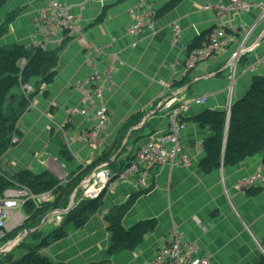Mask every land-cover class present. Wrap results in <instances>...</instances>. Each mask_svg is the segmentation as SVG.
<instances>
[{
  "label": "crops",
  "instance_id": "crops-1",
  "mask_svg": "<svg viewBox=\"0 0 264 264\" xmlns=\"http://www.w3.org/2000/svg\"><path fill=\"white\" fill-rule=\"evenodd\" d=\"M49 1L26 0L25 15L15 21L16 25H10L8 42L0 46L20 44L31 48L43 42L47 51H58L54 82H30L34 86L32 106H27L16 124L21 133L20 143L9 148L3 157L8 160V170L15 175L10 177L15 185L16 176L23 171L47 172L59 182L75 185L73 193H80L81 182L92 171L105 168L112 174L121 172L141 146L166 130L168 116L178 106L169 105L173 97L183 102L199 97L206 100L200 105L189 104L182 115L186 127L180 143L190 159L188 166L155 169L145 177L147 189H140L135 183L114 184L104 193L98 211L89 216L84 227H70L67 237L55 243L57 253L46 257L64 264H143L156 254L175 228L183 241L198 246L199 255L209 258L208 264H258L264 256V188L246 195L236 191L235 184L256 172L264 174L263 152L236 166H221L204 173L199 163L205 155L203 143L211 134L193 119L205 111H226L229 103L232 105L245 95L253 77L264 76V65L247 70L250 63L264 56V23L247 41V51L240 56L236 68L234 91L229 96L233 46L192 70L183 69L188 47L198 38L205 42L215 25L214 12L204 10L203 6L219 0H59L78 19L86 41L84 48L62 33L50 37L53 27L41 26L37 21ZM172 2L175 6L165 11V6ZM136 6L154 14V28L132 38L126 34L131 25L128 11ZM257 16L258 11L252 10L237 22L249 26ZM99 18L102 20L98 22ZM39 26L41 32L36 31ZM93 48L103 53L95 58L99 70L108 65L111 55L121 62L112 77V87L103 92L102 101L110 117L100 136L93 134L92 113H78L82 94L74 85L88 76L85 63ZM159 82H171V86L165 89ZM73 135L81 139L75 142ZM84 166L90 169L84 171ZM132 198L134 202L122 220L123 226L129 228L148 219H156L158 225L134 251L108 256L110 236L105 217ZM64 213H47L41 221L43 225L36 228L48 234Z\"/></svg>",
  "mask_w": 264,
  "mask_h": 264
},
{
  "label": "built area",
  "instance_id": "built-area-1",
  "mask_svg": "<svg viewBox=\"0 0 264 264\" xmlns=\"http://www.w3.org/2000/svg\"><path fill=\"white\" fill-rule=\"evenodd\" d=\"M227 1V2H225ZM204 10L213 11L215 25L208 33L206 41L199 47L188 52L183 63L184 71L194 69L198 64L203 63L210 58L218 55L224 49L233 46L234 50L231 53L229 63V96L234 91L236 80V68L240 56L247 51L246 44L254 30L259 24L264 23V0L257 3H249L245 0H219L216 4H206ZM258 11V16L254 23L247 26L241 22H237L238 18L251 12ZM47 14L44 16L45 24L52 26L54 31L50 32L52 37L56 33H62L65 38L74 39L82 48L85 47V38L79 28L78 19L72 17L68 12L66 4L59 0L49 1ZM131 25L128 27L126 34L132 38H137L145 30L152 31L154 28V14L151 11L144 10L142 6H136L129 11ZM41 22V19H40ZM42 26V22H41ZM39 27L38 32L42 31ZM177 36V35H175ZM35 47H40L46 50L45 44L39 42ZM87 55L85 66L89 69V74L85 79L75 82V88L82 94V108L78 113L86 116L92 113L94 121L93 134L100 136L103 134L109 123V111L103 103V92L112 87V77L117 70V64L121 65L116 55L110 56V62L103 69L99 70L95 58L100 56L102 50L99 48L91 49ZM264 65V56L254 60L247 66L248 71H254L258 66ZM159 85L165 89L171 86V82H159ZM22 95L28 100L34 93L31 84H23L20 86ZM206 98H192L188 101H182L173 97L169 105L178 104L168 116V124L166 130L152 139L145 145L141 146L133 156L131 162L119 173L112 174L108 169L99 168L90 173L87 179L81 182V191L78 196L74 195L73 205L66 209L65 213L75 207L83 200H96L105 192L116 184H137L140 189L148 188L146 178L154 172L155 169L163 166H188L189 157L186 155L181 146V135L186 127L183 122V113L189 104H204ZM29 108L32 106V101L28 100ZM231 104H228L226 109L227 118L229 117ZM80 136L73 135L72 140H80ZM20 143L18 134L12 135L10 146L14 147ZM86 166L83 167V170ZM60 185L66 184V181H60ZM264 188V174L256 172L245 178L238 180L235 184V189L238 192L245 193L247 190ZM77 196V197H76ZM54 200L52 191H47L40 194H34L26 186L16 184L14 188L3 192L0 196V239L5 237V231L10 227L3 225V220L11 218L16 225L15 216L20 214V209L24 208L26 203H31L35 208L51 203ZM58 210H55L57 212ZM52 212V213H55ZM64 213V214H65ZM63 217L60 218V222ZM20 222V220L18 221ZM17 222V223H18ZM13 224V225H14ZM2 225L4 227H2ZM12 225V226H13ZM5 229V230H4ZM205 231L204 227H201ZM6 231V232H7ZM259 246V244H258ZM262 251L261 247L259 246ZM209 258L199 255V248L181 239V234L177 229L170 230L169 239L156 251V254L146 259L143 264H208Z\"/></svg>",
  "mask_w": 264,
  "mask_h": 264
},
{
  "label": "trees",
  "instance_id": "trees-1",
  "mask_svg": "<svg viewBox=\"0 0 264 264\" xmlns=\"http://www.w3.org/2000/svg\"><path fill=\"white\" fill-rule=\"evenodd\" d=\"M6 2L7 0H0V10ZM175 2L165 6L164 10L172 9ZM101 20L99 18L98 22ZM5 29L6 26L0 28V36L4 34ZM203 43L202 38H198L188 47V51L199 48ZM57 64L58 51L55 50L47 51L33 46L27 48L20 44H11L0 48V162L9 149L12 135L14 133L18 136L21 135L16 130V124L27 109L28 100H31V96L27 100L22 94L20 95V86L35 79H39L46 85L53 83L57 76ZM193 121L201 128L209 129L211 134L203 143L205 155L199 163V167L204 173L213 172L221 166H236L261 151L263 152L262 166L264 168V76L252 78L245 95L231 105L228 118L226 111H205L196 116ZM84 173H80L77 179L79 180ZM16 178L18 184L26 186L34 194L47 191H52L54 194V200L51 203L39 208H35L31 203L25 204L24 210L28 215L25 224L32 223V227L22 229L24 232L38 227L47 213L54 210L66 211L68 208L75 185H60V182L47 172L31 174L28 171H23ZM14 185L15 183L9 176L0 172V196L5 190L14 188ZM257 189L247 190L245 193L252 195ZM76 195L78 196V193ZM103 195L96 200H83L65 213L60 226L45 234L35 248H28L18 264H64L52 262L49 258L40 255L38 251L47 248L53 242L66 238V229L70 227L73 229L83 228L89 216L98 211ZM133 202L134 198L125 205L112 209L105 217L110 236L108 256L124 251H134L143 242L144 237L152 233L158 225L156 219H148L138 221L129 228H125L122 220ZM18 233L16 232L15 236ZM36 233L38 232L34 231L28 236H35ZM35 239H39V237ZM258 264H264V256L260 257Z\"/></svg>",
  "mask_w": 264,
  "mask_h": 264
},
{
  "label": "rangeland",
  "instance_id": "rangeland-1",
  "mask_svg": "<svg viewBox=\"0 0 264 264\" xmlns=\"http://www.w3.org/2000/svg\"><path fill=\"white\" fill-rule=\"evenodd\" d=\"M26 5H27L26 0H7L5 6L0 10V28H2L3 26H6L4 34L2 36H0V46L2 43L8 42L9 27L12 23H14V25H16L17 22H15V21H18L17 19L22 18L25 15L24 13H25V6ZM47 12L48 11H45L44 13L40 14V16L37 20L40 22V19H41L42 26H47L45 24L46 21H44V18H45L44 16H46ZM37 29H36V31L38 32ZM7 45H9V44H7ZM27 84H30V83H27ZM33 89H34V86H33ZM21 94L22 93L20 90V95ZM7 190H10V189H7ZM7 190H5V191H7ZM20 210H21L20 211L21 216L19 214H17L15 216V219H17L16 225L12 222L9 223V221H12V219L10 217L3 220V223H4L3 225H6V227L10 226V229L7 227L9 230L8 231L6 230L7 232L5 231V238L3 237V239L0 240V248L4 244H6L8 241H10V240L12 241L18 235L23 234L24 231L22 229H25V228L28 229L29 227H32V223L31 224H25V221L28 218V215L25 212L24 208H21ZM52 212H55V210ZM19 220H20V222H18ZM58 221L60 222V218H58ZM55 222L57 223L56 219H55ZM55 222H54V224H55ZM59 222L57 223L56 227L60 226ZM43 223L44 222L40 223L41 226L43 225ZM24 224H25V226L23 227ZM3 225H2V227H4ZM69 229H66L67 233H68ZM50 230H51V228H50ZM35 231L38 232L35 235L36 237L35 236L29 237L27 235L25 237L24 241L23 240L18 241L15 239L14 241L11 242V244L6 248L5 251L0 252V264H18L19 262H21L22 256H23V254H25V251H27L28 248H35V246L40 242V239L46 234V232L43 231V229L41 230L42 233H41L39 228H37ZM16 232H19V233L15 236ZM38 237H39V239H35ZM56 242L51 243L47 248L40 249L38 251V253L42 256H45V257L50 255V254L52 255V253L54 251L56 254L57 253V251L55 250V248L57 249V247L55 245ZM50 247L52 249H50ZM48 248H49V250H47Z\"/></svg>",
  "mask_w": 264,
  "mask_h": 264
},
{
  "label": "water",
  "instance_id": "water-1",
  "mask_svg": "<svg viewBox=\"0 0 264 264\" xmlns=\"http://www.w3.org/2000/svg\"><path fill=\"white\" fill-rule=\"evenodd\" d=\"M264 36V32H263V35ZM7 162L8 160L7 159H3L1 162H0V171L3 172L5 175L11 177V178H15V175H13L7 168ZM74 195H75V192L71 195L70 197V202H69V209L72 207L73 205V199H74ZM63 213V212H62ZM44 221V220H43ZM37 229V228H36ZM36 229H33V230H29V231H25L23 234L21 235H18L17 237H15L12 241H14L15 239L20 241V240H23L27 235L33 233ZM11 240L8 241L6 244H4L1 248H0V252H3L6 250V248L11 244L12 242Z\"/></svg>",
  "mask_w": 264,
  "mask_h": 264
},
{
  "label": "bare ground",
  "instance_id": "bare-ground-1",
  "mask_svg": "<svg viewBox=\"0 0 264 264\" xmlns=\"http://www.w3.org/2000/svg\"><path fill=\"white\" fill-rule=\"evenodd\" d=\"M10 227V226H9Z\"/></svg>",
  "mask_w": 264,
  "mask_h": 264
}]
</instances>
